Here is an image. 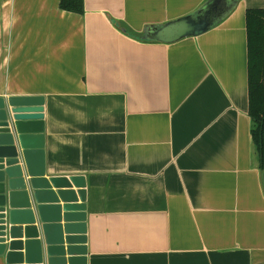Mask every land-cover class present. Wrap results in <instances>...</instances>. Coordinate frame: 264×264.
Masks as SVG:
<instances>
[{
  "label": "crops",
  "instance_id": "obj_1",
  "mask_svg": "<svg viewBox=\"0 0 264 264\" xmlns=\"http://www.w3.org/2000/svg\"><path fill=\"white\" fill-rule=\"evenodd\" d=\"M205 1L0 0V102L43 121L46 178H83L85 264H264L245 25L264 0L142 39Z\"/></svg>",
  "mask_w": 264,
  "mask_h": 264
},
{
  "label": "water",
  "instance_id": "obj_2",
  "mask_svg": "<svg viewBox=\"0 0 264 264\" xmlns=\"http://www.w3.org/2000/svg\"><path fill=\"white\" fill-rule=\"evenodd\" d=\"M237 1L207 0L183 17L146 26L142 39L172 44L200 36ZM18 107L0 102V257L5 264H85V182L45 177L43 121Z\"/></svg>",
  "mask_w": 264,
  "mask_h": 264
},
{
  "label": "trees",
  "instance_id": "obj_3",
  "mask_svg": "<svg viewBox=\"0 0 264 264\" xmlns=\"http://www.w3.org/2000/svg\"><path fill=\"white\" fill-rule=\"evenodd\" d=\"M59 8L69 13L82 15L83 0H60ZM245 25L250 134L258 154L259 167L264 170V9L247 10Z\"/></svg>",
  "mask_w": 264,
  "mask_h": 264
}]
</instances>
